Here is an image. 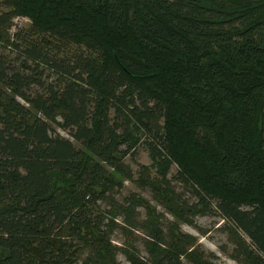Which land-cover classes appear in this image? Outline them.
<instances>
[{
  "label": "trees",
  "instance_id": "1",
  "mask_svg": "<svg viewBox=\"0 0 264 264\" xmlns=\"http://www.w3.org/2000/svg\"><path fill=\"white\" fill-rule=\"evenodd\" d=\"M4 2L0 264H116L92 207L122 184L113 171L128 168L138 126L161 179L127 177L182 222L212 208L235 263L264 264V0ZM19 16L28 31H12ZM174 164L195 203L167 179ZM144 224L151 264H217L178 225Z\"/></svg>",
  "mask_w": 264,
  "mask_h": 264
},
{
  "label": "rangeland",
  "instance_id": "2",
  "mask_svg": "<svg viewBox=\"0 0 264 264\" xmlns=\"http://www.w3.org/2000/svg\"><path fill=\"white\" fill-rule=\"evenodd\" d=\"M7 9H13L11 4L0 0V11ZM12 23H14L13 32L18 29L28 31L32 20L26 16L12 17ZM111 115L114 118V111H112ZM162 122L163 119L160 121V125H162ZM138 127L139 129H132L135 138L138 140L135 155H127L123 159L128 168L124 169V167H120L118 170H111L122 184L116 185L105 197L98 198L92 207L93 222L96 225H102L101 228L109 235L113 245L116 247V264H130L127 255L129 252L127 250H130L132 247L135 248L141 257H144L146 260L148 259L149 254L145 247L147 232L144 222L152 213L159 218V225L163 227L167 235L170 225H178L183 233L197 240L200 250L204 251L207 258H211L213 254V261L217 264H236L230 256L233 253L234 243L228 232V224H226V221L219 213H216L211 208L208 214L194 216L192 223L182 222L170 213L164 204L157 201L151 185L142 188L138 186L136 181H132L127 177L132 172L134 179H137L143 169L151 183H158L157 179H161V175L158 173L160 166L157 162L153 161L145 146V140L151 136L152 132L143 126ZM58 131L70 137L67 131L62 129ZM178 171V166L174 164L168 172L167 179L172 184L175 192L181 196L182 201H188L189 204H193L197 201V197L188 186L186 187L181 184L183 182L178 177ZM58 183V179L55 178V185ZM131 209H135L133 215L126 217L125 213L130 212ZM111 220L116 221L113 229L109 227L112 224ZM133 222L136 224L135 228L129 226ZM124 228L127 230L131 229V233ZM88 235L90 236L91 233ZM89 248V246H84L82 257L79 259L80 263L89 254ZM147 262V264H151L150 261L147 260ZM184 264L192 263L185 258Z\"/></svg>",
  "mask_w": 264,
  "mask_h": 264
}]
</instances>
